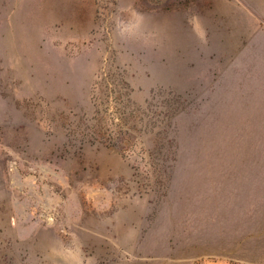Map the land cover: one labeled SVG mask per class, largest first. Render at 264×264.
Returning a JSON list of instances; mask_svg holds the SVG:
<instances>
[{
    "label": "rangeland",
    "instance_id": "rangeland-1",
    "mask_svg": "<svg viewBox=\"0 0 264 264\" xmlns=\"http://www.w3.org/2000/svg\"><path fill=\"white\" fill-rule=\"evenodd\" d=\"M0 264H264V0H0Z\"/></svg>",
    "mask_w": 264,
    "mask_h": 264
}]
</instances>
